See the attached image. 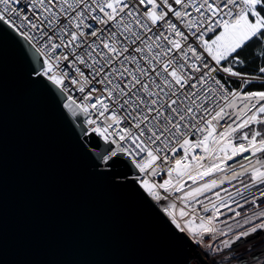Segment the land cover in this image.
I'll return each mask as SVG.
<instances>
[{
  "label": "snow or ice",
  "instance_id": "1",
  "mask_svg": "<svg viewBox=\"0 0 264 264\" xmlns=\"http://www.w3.org/2000/svg\"><path fill=\"white\" fill-rule=\"evenodd\" d=\"M5 36L77 149L101 148L94 174L134 168L172 237L204 246L185 264L264 238V0H0Z\"/></svg>",
  "mask_w": 264,
  "mask_h": 264
},
{
  "label": "water",
  "instance_id": "2",
  "mask_svg": "<svg viewBox=\"0 0 264 264\" xmlns=\"http://www.w3.org/2000/svg\"><path fill=\"white\" fill-rule=\"evenodd\" d=\"M99 152L77 149L50 98L27 83L13 42L0 40V264H185L200 255L133 189L134 168L123 187L94 174Z\"/></svg>",
  "mask_w": 264,
  "mask_h": 264
},
{
  "label": "rangeland",
  "instance_id": "3",
  "mask_svg": "<svg viewBox=\"0 0 264 264\" xmlns=\"http://www.w3.org/2000/svg\"><path fill=\"white\" fill-rule=\"evenodd\" d=\"M189 183H191L190 181H189ZM177 195H179V194H177ZM246 207H250V205L249 206H246ZM229 215H231V214H229ZM226 217H221V219H225ZM226 237H219V238H214V239H216V243H217V245H219V240L220 239H225ZM206 239H207V237H206ZM244 243V242H243ZM243 243H241V244H238V245H240V246H238V245H236L235 247H234V251H233V248L232 249H223V251H221V252H216L214 249H205V250H207V251H209L210 252V255L208 256V257H204L206 260H209L210 261V258L213 256V255H217V254H219V255H222V256H224V255H226V253H228V255L227 256H233V257H238V256H240V254L241 253H245L246 252V250L248 249V248H260L262 245H264V238H261L260 240H256L255 242H254V244H246L245 243V245L243 244ZM221 248H223V245H219ZM200 247V249H203V245H200L199 246ZM244 250V251H243Z\"/></svg>",
  "mask_w": 264,
  "mask_h": 264
},
{
  "label": "bare ground",
  "instance_id": "4",
  "mask_svg": "<svg viewBox=\"0 0 264 264\" xmlns=\"http://www.w3.org/2000/svg\"><path fill=\"white\" fill-rule=\"evenodd\" d=\"M257 235H259V234H257ZM248 240H253V237H248ZM241 243H243V242H241V241H237V244H235V245H233L232 246V248L234 249V247L236 246V245H238V244H241ZM244 245H245V242L243 243ZM247 244V243H246ZM238 246H240V245H238ZM236 248V247H235ZM261 248V247H260ZM260 248H255V249H257V250H259ZM196 250H198L199 252H200V247L199 248H197V246H196ZM244 251V250H243ZM239 257V256H238ZM237 258V256L236 257H231V256H227V255H224V256H222V255H219V254H217V255H213L211 258H210V263L211 264H213V261H215L216 262V264H239V262H238V260L236 259Z\"/></svg>",
  "mask_w": 264,
  "mask_h": 264
},
{
  "label": "trees",
  "instance_id": "5",
  "mask_svg": "<svg viewBox=\"0 0 264 264\" xmlns=\"http://www.w3.org/2000/svg\"><path fill=\"white\" fill-rule=\"evenodd\" d=\"M243 67H245V69L247 70V71H249V72H251L252 71V69L251 68H248L247 66H243ZM235 183V182H234ZM225 187H227V185H224Z\"/></svg>",
  "mask_w": 264,
  "mask_h": 264
},
{
  "label": "built area",
  "instance_id": "6",
  "mask_svg": "<svg viewBox=\"0 0 264 264\" xmlns=\"http://www.w3.org/2000/svg\"><path fill=\"white\" fill-rule=\"evenodd\" d=\"M231 79H235V78H231ZM258 82H259V81H257V83H258ZM232 87H235V85H232ZM238 159H242V158H238ZM155 179L159 180L160 178L157 177V178H155Z\"/></svg>",
  "mask_w": 264,
  "mask_h": 264
}]
</instances>
